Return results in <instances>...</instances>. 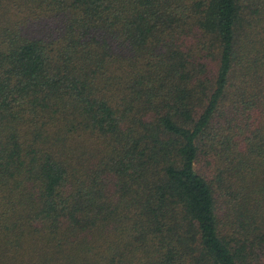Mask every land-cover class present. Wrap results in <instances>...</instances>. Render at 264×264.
Instances as JSON below:
<instances>
[{
    "label": "trees",
    "instance_id": "obj_1",
    "mask_svg": "<svg viewBox=\"0 0 264 264\" xmlns=\"http://www.w3.org/2000/svg\"><path fill=\"white\" fill-rule=\"evenodd\" d=\"M0 264H264V0H0Z\"/></svg>",
    "mask_w": 264,
    "mask_h": 264
}]
</instances>
